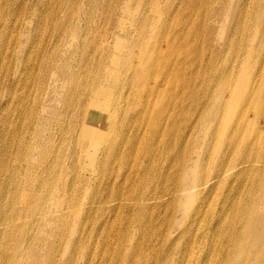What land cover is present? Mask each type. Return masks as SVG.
I'll return each mask as SVG.
<instances>
[{
	"label": "bare ground",
	"instance_id": "bare-ground-1",
	"mask_svg": "<svg viewBox=\"0 0 264 264\" xmlns=\"http://www.w3.org/2000/svg\"><path fill=\"white\" fill-rule=\"evenodd\" d=\"M257 2L253 18H264V0ZM251 3L37 0L32 6L30 0H0V10L16 17H0V262L37 264L38 256L46 264H264V237L251 238V212L261 211L264 203L252 196L245 197L249 201L233 199L231 187L238 173L264 167V149L262 161L214 170L191 187L183 170V189L150 192L161 182H173L172 166L166 160L159 166V154L172 156L187 170L192 164L199 170L208 163L205 155L219 149L210 122L196 119L186 122L174 148L168 132H162V147L157 148L159 114L168 113L175 98L182 103L170 117L187 113L183 104L191 95L189 77L200 73L204 60L212 66L202 75L207 102L218 101L216 109L208 107L209 117L219 120L225 106L237 102L230 86L221 83L219 49L229 50L231 70L237 60L241 70L264 52V28L258 43L250 39L257 29L256 20L247 24ZM260 67L258 83L264 80V63ZM26 79L30 90L20 88L17 94ZM164 81L168 84L160 88ZM231 178L226 201L231 214L222 217L212 213L213 202L207 200L214 189L218 192V182ZM251 183L262 197V174ZM202 196L184 218L187 231L171 237L167 230L169 244L159 247L158 236L169 220L165 206L176 200L185 212L189 201ZM209 213L210 225L221 228H211L205 236ZM33 243L37 247L32 251Z\"/></svg>",
	"mask_w": 264,
	"mask_h": 264
},
{
	"label": "rangeland",
	"instance_id": "rangeland-1",
	"mask_svg": "<svg viewBox=\"0 0 264 264\" xmlns=\"http://www.w3.org/2000/svg\"><path fill=\"white\" fill-rule=\"evenodd\" d=\"M30 4L32 6L36 5L37 0H30ZM258 4L259 2H257V0H253V4L251 3L249 5V13H251L250 16L252 18H248L247 24H249L252 20L253 22L256 20V25H257L255 34H253V36L250 38L253 44L254 42L258 43L260 41L259 32L260 30L262 31V29L264 28V18H258V19L253 18L255 15V9L258 8ZM0 17L1 18H16L13 15V11H11L10 13H7L6 10H4L3 12L0 10ZM27 34H28V30L25 29L24 34H23L24 38L21 39L22 45H24V41L26 40L25 36H27ZM45 41H47V33L44 36V38H42V42H43L42 45H44ZM55 41H56V38L53 35L52 45L55 44ZM199 47L200 46H198V50L200 49ZM215 47H220V43L215 42ZM162 49H164V46ZM219 51L221 53L222 58L219 61L221 64V68L219 67L218 71L222 72L223 77H224L221 83L224 82L223 84H228L230 86V90H232V93L236 94V95H231V98H236L237 102L232 103V104L226 102L229 104V106L226 105L224 110L221 113H219L221 116L219 120L215 121V119L217 118H215L213 114H211L209 117V114L207 112L208 107L210 106V104H212V107L216 109L215 106L217 105L216 102L218 101H216L215 104L210 103L209 101L207 102L210 96L208 97L206 94L208 87H205L204 85L201 84L203 83L202 75L206 74L204 73L205 69H207L208 70L207 73H209L212 66H206L205 60H204V63L202 67L200 68V73H198L199 75L193 72V74H191L189 77L188 92L191 95L189 96V99H188V102H189L188 105H186V103L183 104V106L187 108V113L180 114L178 111L177 116L174 115L175 118H171L170 117V115L172 114L171 110L175 106H179L182 103V101L180 102V100L177 98H175V101H171V103L168 106L169 107L168 113L164 115L163 113L159 114V117L162 116V118H160V123L158 126V134L156 136L157 139L155 140L157 148L162 147V143L164 139L163 137L164 135L162 134V132H168L169 134L168 142L172 144L170 146L174 148L177 137H179L178 133H181V129L184 127L186 122H188L189 120H190L189 122H191L196 119L198 120V122L201 120L202 121L204 120L203 121L204 123L208 120L210 122V126L212 127V129H214L211 132L213 133V135L214 134L218 135L219 145L217 146V148L219 149L218 150L216 149L213 153H210V154L207 153L205 155V161H207L208 163L207 164L205 163V165H203L202 168H199V170L196 168L195 164L190 165L189 169L187 170L186 168L182 167L180 163H177V162L174 163L173 162L174 158L172 156L168 157L167 155L159 154L158 155L159 160L157 162L159 166H161V164L165 160L166 161L164 162V164L168 165L169 168L172 166V171H169V173L172 174L173 182L172 183H166V181L161 182L157 186H153L150 192H155L158 189L165 190V191L167 189L170 191L180 190L181 188L183 189L184 187L183 179L181 178V172L183 170L185 171V173H188L187 182H189V186L191 187L195 179H200V180L204 179L210 173L215 172L214 170L218 171V170L226 169L229 167H233V165L238 164V162L241 163L243 161H250V160L262 161V155L260 154H261L262 149H264V111H262V109L264 108V99H263L264 98V80L258 83L261 79L257 77V74L259 73L257 68H261L260 66H262L264 63V52L262 54H258L257 59L253 62L252 65H244L241 70L239 69V60H237L236 62H234L237 64L236 67L231 70L229 69L231 66V64L229 63V58H230V54L228 53L229 50L227 49L225 50L223 47H221ZM219 59L220 58H218V60ZM19 66L20 64L18 61L16 62V65L12 68L14 73L19 72V69H20ZM253 68H255L256 71L253 74H251L250 71L248 70L253 69ZM195 69H198V67L196 66ZM239 80H241V82H239ZM204 82H207V83L209 82L207 81L206 77H205ZM167 84L168 83L164 81V83L162 84L160 88H165ZM256 85H257V89H255ZM30 87H31V81L26 79V81H24L21 85H19L17 89V92H18L17 94L20 93V88L22 89L23 92L28 93V91L30 90ZM7 88H8L7 85H5V87L3 88L4 95L6 94L5 91ZM254 92H256V94H254ZM226 93L227 94L229 93L227 89H226ZM252 94L254 95L252 96ZM177 95L182 97V94H180V92H178ZM3 99H5V96L3 97ZM253 99H254L253 104L245 103ZM245 104L249 106L248 113L245 112V107H246ZM172 121H175L176 124L174 123L171 124ZM144 128H145V131L147 132V124L144 125ZM246 130H247V133H246ZM254 142H257V145L253 146ZM157 152H158V149H157ZM248 169H251V168L248 167ZM261 174H262V178L264 179V167H262L261 165L260 167H254L252 170L243 171V172L238 173L239 176H237L236 179L234 178L235 181L231 184V187L233 185V188L235 189L232 194L233 199L238 198L239 201H244V199L248 200L245 197L252 196V198H254L256 201L259 199L262 205V202L264 203V193L261 197V191L259 190L252 191L253 188H252V183H251V180H254L257 176L258 177L261 176ZM232 179L233 178H231L229 181H225L226 184L225 183L223 184L222 182L217 183V181L215 182V184L217 183L216 187H218V192H216L214 189L209 200H207V203L213 202V207L215 208V210L212 213H217V215L221 214L222 217L230 216L231 212H229L228 210L230 206L226 205V201L230 195V194L227 195V184ZM219 184H223V185L219 187ZM114 194H116V192ZM107 196H109V199L113 198L112 192L108 190ZM202 199H204L203 196L200 199H192L191 201H189L188 206H187L188 208L186 209L185 212L183 209L179 210L176 204V203L179 204V201H176V200L171 202L169 205L165 206L164 211H167V213L164 215V218L166 220L167 219L169 220H167V223H165L164 231L160 232L158 236L157 243L159 247L165 248V246L167 247L169 244V242L165 244L166 240L164 239V233L167 232V230L171 231V234H172L171 237H175L187 231L188 226L187 227L185 226L184 218H187V215H188L187 213L191 214V211L193 210V208L199 205L202 202ZM164 211L162 210L161 213H164ZM212 213H209L208 216H206L207 218L205 220L206 221L205 222V227H206L205 236L206 235L210 236L209 232L212 229L218 230L219 229L218 226H220L221 228V225H218V226L210 225L209 220L211 218ZM175 215L177 216L176 217L177 220L175 218L172 221L171 218H173V216ZM263 219H264V206L261 211H259L256 208L255 211L251 212V229H252L251 235L252 237L249 236L248 238L264 237ZM232 222H234V220H232ZM162 225H164L163 222H162ZM261 226H262L263 236L260 233ZM233 227L234 226L231 227V230ZM2 232L3 231L0 226V234ZM245 238L246 237H243L242 239H245ZM2 240H3V237H0V241ZM51 240L49 239L48 241L45 242V244L50 242ZM35 247H37V245L36 243H33L31 246L32 251L34 250ZM93 248H95V245L94 246L92 245L88 251H91ZM82 249L83 248H81L80 251L76 253L74 252V253L78 255L80 254ZM85 250L82 252L83 255L86 253ZM130 250H131V247L128 246L126 248V253L130 252ZM98 251H100L101 253L104 251V249H102L101 247H98ZM38 255L42 256V254H38ZM113 255L114 253H112L110 256H113ZM35 257L39 259L37 264L47 263L46 258H42V257L39 258L38 256H35ZM67 258L68 256L65 255L63 258H61L62 259L61 262L63 261V259H67ZM4 259H8V257L5 256ZM80 260L82 261V257H80ZM0 264H5V263L0 262ZM95 264H98V263H95Z\"/></svg>",
	"mask_w": 264,
	"mask_h": 264
}]
</instances>
